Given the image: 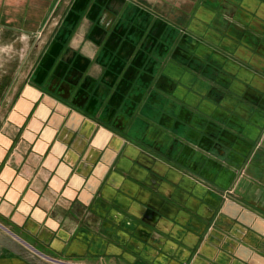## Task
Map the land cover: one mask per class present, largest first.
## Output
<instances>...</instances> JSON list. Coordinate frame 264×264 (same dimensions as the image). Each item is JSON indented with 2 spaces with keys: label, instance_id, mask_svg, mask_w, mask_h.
Listing matches in <instances>:
<instances>
[{
  "label": "crops",
  "instance_id": "obj_1",
  "mask_svg": "<svg viewBox=\"0 0 264 264\" xmlns=\"http://www.w3.org/2000/svg\"><path fill=\"white\" fill-rule=\"evenodd\" d=\"M0 46V264H264V0H0Z\"/></svg>",
  "mask_w": 264,
  "mask_h": 264
},
{
  "label": "rangeland",
  "instance_id": "obj_2",
  "mask_svg": "<svg viewBox=\"0 0 264 264\" xmlns=\"http://www.w3.org/2000/svg\"><path fill=\"white\" fill-rule=\"evenodd\" d=\"M2 47L3 46H0V48H2ZM20 48H21V46L14 45L13 48H12L11 56L14 57L13 54H16V51L17 50H20ZM6 58H8V57H6ZM17 65H18V61H13V60L7 61V60H3V61L0 62V69L1 68H8L9 67V68H12L13 70H15L16 67H17ZM6 78H9V77H6ZM0 79H1V77H0Z\"/></svg>",
  "mask_w": 264,
  "mask_h": 264
}]
</instances>
